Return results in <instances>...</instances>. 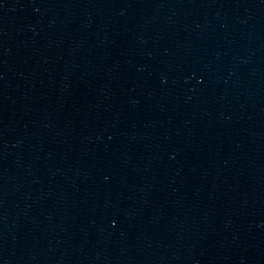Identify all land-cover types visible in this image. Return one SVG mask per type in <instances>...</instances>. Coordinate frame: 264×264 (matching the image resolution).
I'll return each mask as SVG.
<instances>
[{
  "label": "water",
  "instance_id": "water-1",
  "mask_svg": "<svg viewBox=\"0 0 264 264\" xmlns=\"http://www.w3.org/2000/svg\"><path fill=\"white\" fill-rule=\"evenodd\" d=\"M124 0H0V264H58Z\"/></svg>",
  "mask_w": 264,
  "mask_h": 264
}]
</instances>
